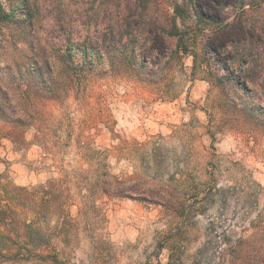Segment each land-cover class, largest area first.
I'll return each instance as SVG.
<instances>
[{
    "label": "rangeland",
    "instance_id": "rangeland-1",
    "mask_svg": "<svg viewBox=\"0 0 264 264\" xmlns=\"http://www.w3.org/2000/svg\"><path fill=\"white\" fill-rule=\"evenodd\" d=\"M32 1L46 27L55 8L91 10V36L124 30L127 55L148 63L135 77L96 61L91 77L64 98L38 103L33 126L12 131L0 119L3 205L21 200L17 189L31 193L41 184L60 199L48 208L57 217L45 213L42 226L45 253L58 252L56 264H217L214 253L223 251V264H233L238 239L264 229V133L248 134L233 120L247 106L264 109V92L242 90L230 50L244 37L264 38V0L220 9L207 0ZM18 46L0 47L6 83L14 77L10 67L29 54ZM111 177L163 185L186 205L198 192L199 200L208 192V201L180 218L92 189ZM221 187L234 188L226 203L216 192ZM21 213L37 226L27 210ZM0 264L55 263L0 257Z\"/></svg>",
    "mask_w": 264,
    "mask_h": 264
},
{
    "label": "trees",
    "instance_id": "trees-1",
    "mask_svg": "<svg viewBox=\"0 0 264 264\" xmlns=\"http://www.w3.org/2000/svg\"><path fill=\"white\" fill-rule=\"evenodd\" d=\"M207 1L217 9L249 5L248 0ZM38 13L39 7H35L32 0H0V47L12 45L17 50L18 45H22L29 50V54L18 60L15 67H10L14 77H11L9 83L0 78V119L12 131L33 126L34 111L38 103L58 101L67 95L75 83L87 81L91 77L92 67L96 61L102 65L111 63L118 75L127 72L135 77L138 76L137 67L144 69L147 66L148 57L138 63L136 55H127L126 49L123 48V44L121 45L124 30L111 36L105 28L99 33L95 31V35L91 36V10L80 7L66 12L55 8L51 12L53 23L48 27L37 18ZM175 30L177 25L174 20L172 30L168 32L169 36H174ZM127 33L130 35L132 32ZM148 33L152 34V31ZM41 35H45V38ZM117 46L120 48H116ZM233 48L230 50L231 63H235L237 72L241 75L242 90L251 93L252 96H257L260 91L264 92L262 35L253 34V37L239 39L233 43ZM112 50L115 53H112ZM76 53L81 56V60L77 63L74 60ZM102 75L108 76L105 72ZM231 81L235 82L236 79L230 77L228 82ZM262 98L264 96H261ZM233 122L236 123L235 126H241L239 130H246L248 134L264 133L263 106L245 107ZM148 185V181L144 178L127 182L111 177L105 181L97 180L91 187L95 192L110 198H132L139 202H149L180 218L197 210L196 205L200 207L205 200L208 201V192H205L201 200L198 192L196 199L186 205L182 200L174 198L167 187L158 184ZM37 188L38 191L31 193L25 188L17 189V196L21 200L14 203L15 205L12 203L3 205V201H0V214L3 217L0 221V257L42 263L50 258L56 264L58 252L52 257H48L45 253L44 246L47 247V243L43 240L46 232L42 231V226L48 224L47 218L44 217L45 213L48 212L50 220L57 217L54 210L49 211L48 208L53 201L60 199L54 193L43 191L42 184ZM212 189L213 186L208 190L210 194ZM233 189L217 188L219 200L228 202L226 193ZM50 195L54 199H51ZM61 204L65 208L63 201ZM22 210H27L33 215L38 222L36 227H33L32 221L21 218ZM202 212H205V209ZM210 225L212 226V223ZM212 229L214 230V227ZM204 249L202 248L198 254L202 255ZM223 252L219 254L223 255ZM220 255L216 257L214 253V258H218L217 264L225 263L227 255H224V259ZM232 257L233 264H264V229L259 233L241 236L233 247Z\"/></svg>",
    "mask_w": 264,
    "mask_h": 264
}]
</instances>
